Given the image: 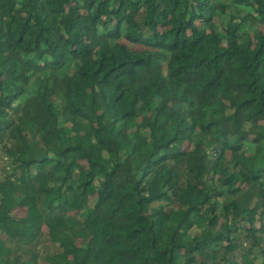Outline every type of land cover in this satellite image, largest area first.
Wrapping results in <instances>:
<instances>
[{
  "label": "trees",
  "instance_id": "obj_1",
  "mask_svg": "<svg viewBox=\"0 0 264 264\" xmlns=\"http://www.w3.org/2000/svg\"><path fill=\"white\" fill-rule=\"evenodd\" d=\"M0 155V264H264V0H0Z\"/></svg>",
  "mask_w": 264,
  "mask_h": 264
},
{
  "label": "rangeland",
  "instance_id": "obj_2",
  "mask_svg": "<svg viewBox=\"0 0 264 264\" xmlns=\"http://www.w3.org/2000/svg\"><path fill=\"white\" fill-rule=\"evenodd\" d=\"M5 161L1 160V155H0V166L5 165ZM51 246L46 242L45 239H43V243H40V246L38 247V252L39 254L44 257L47 253H50Z\"/></svg>",
  "mask_w": 264,
  "mask_h": 264
}]
</instances>
